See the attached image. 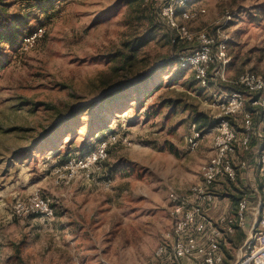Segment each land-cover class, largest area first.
Listing matches in <instances>:
<instances>
[{
    "label": "rangeland",
    "instance_id": "rangeland-1",
    "mask_svg": "<svg viewBox=\"0 0 264 264\" xmlns=\"http://www.w3.org/2000/svg\"><path fill=\"white\" fill-rule=\"evenodd\" d=\"M169 3L192 39L173 42L181 29L161 13ZM0 8L5 25L21 15L23 31L44 28L33 44L0 43V264H164L156 252L173 225L170 193L188 198L201 180L231 81L264 76V0H159L152 9L142 0H0ZM199 33L227 37L230 82L213 64L202 85L176 62ZM250 107L231 119L240 136ZM192 123L204 131L195 150L186 143ZM101 136L106 159L64 178L58 169ZM35 194L50 199L52 219L14 212Z\"/></svg>",
    "mask_w": 264,
    "mask_h": 264
},
{
    "label": "built area",
    "instance_id": "built-area-1",
    "mask_svg": "<svg viewBox=\"0 0 264 264\" xmlns=\"http://www.w3.org/2000/svg\"><path fill=\"white\" fill-rule=\"evenodd\" d=\"M144 1L147 4L154 5L159 0ZM192 1L178 0V5L188 6ZM161 10L163 17H167L170 26L179 29L180 27L176 23L178 9L174 8L172 3H169L168 5H164ZM180 11L181 15L189 17L188 13L190 11H183V9H180ZM228 18L231 17L228 16ZM180 29V35L175 39L173 38V42L176 39H192L184 27ZM43 33L44 28L37 27L31 34L23 37V41L27 44H33ZM197 40L199 44L188 55L180 57L179 66L192 70L199 83L206 85L210 78V66L213 64L218 65V69L216 70L217 75L222 80L230 82L225 77L226 67L231 60L228 52L227 37L216 40L206 33H199ZM231 82L234 85L242 87L244 90L229 92L217 107L215 124L209 129V131L213 132L215 153L201 166V181L191 187L189 195L191 198H184L174 192L170 193L173 225L168 233H166L164 242L157 250V255L164 254L168 246L172 245L173 255L176 258L193 257L199 254L202 256L204 264H227L219 252L221 240L225 234L232 233L236 226H245L246 210L248 208L246 197L240 199L238 210L234 215H222L217 218L215 223L208 221V230H206L203 223H198L199 220H207L201 203H211L216 199L217 195L213 188L216 181L224 175L230 179H235L237 176L232 155L236 150L238 133L231 119L243 111L248 101L251 107L258 109L260 112L261 121L259 128L261 136L264 139V76L248 71L241 73ZM254 126L252 112L246 111L243 115L241 138V143L245 149L249 146ZM203 135L204 131L196 123H192L186 136L188 147L191 150L197 149L203 139ZM116 138L113 135L112 139L116 140ZM109 142V139H103L88 155L76 157L64 167L58 169V171H64V178L69 180L74 178L80 170H89L106 159ZM256 163L260 174L264 178V148L258 154ZM242 165L245 166V163H242ZM192 198L196 201L195 203L192 201ZM260 205L261 209L256 217L255 226L252 228L233 264H264V186L261 190ZM14 212L20 216L37 214L45 219H52L54 217V208L50 199L40 194H35L27 199L17 200L14 205ZM192 229L195 231V234H188Z\"/></svg>",
    "mask_w": 264,
    "mask_h": 264
},
{
    "label": "crops",
    "instance_id": "crops-1",
    "mask_svg": "<svg viewBox=\"0 0 264 264\" xmlns=\"http://www.w3.org/2000/svg\"><path fill=\"white\" fill-rule=\"evenodd\" d=\"M254 110H249L253 114L255 125L254 131L251 134L249 146L245 149L241 143L242 135H238L236 150L232 155L234 165L237 170L236 178L230 179L227 176L229 180H225L226 177H220L213 187L217 190V193L220 194V197L216 196V199L211 203H201L207 220H199L198 223H203L206 230H208V221L215 223L217 218L222 215H234V213L238 210V203L240 199L246 197L248 201L245 226H236L232 233L225 234L221 240L219 252L222 254L223 259L227 264H233L236 261L240 249L244 245L252 228L255 226L256 217L261 209L260 200L261 190L264 186V178L259 172L256 159L260 151L264 148V139L261 136L259 128V123L261 121L260 112L256 108H254ZM211 144L212 147H208L206 150L208 151V154H210V157H212L215 153L213 140L212 142L209 141L207 145L211 146ZM242 163H245V166L242 165ZM231 189L234 190L228 191ZM188 197L191 198L189 195ZM192 201L194 203L196 202L193 198ZM188 234L194 235L195 231L192 229L188 232ZM246 235L247 237L245 239ZM232 249L235 250L232 251ZM157 256L158 260L164 264H204L202 256L199 254L193 257H174L172 245L168 246L167 251L164 254Z\"/></svg>",
    "mask_w": 264,
    "mask_h": 264
},
{
    "label": "trees",
    "instance_id": "trees-1",
    "mask_svg": "<svg viewBox=\"0 0 264 264\" xmlns=\"http://www.w3.org/2000/svg\"><path fill=\"white\" fill-rule=\"evenodd\" d=\"M142 1L145 3L144 0H142ZM192 2H190V5L192 4ZM145 4H147V3H145ZM147 6H149L150 8L154 7L153 4H147ZM156 14H158V13L156 12ZM20 18H21V15H15L12 18V23L9 24L10 18L7 17L6 20H8V23H7V25H5L6 24L4 22L5 19H3L2 10L0 8V43L7 42L8 44H10V46L15 47L20 43L19 40H21V38H23V37H25V36H27L33 32V31H31V29H28L27 31H23V29L20 28V26L23 24V22L20 21ZM179 42H181V41L177 40L174 43H179ZM194 48L195 47H193L192 45L190 47L185 45V47L180 49V51L182 53L180 52L179 54H177L175 56V60L178 63V65H179L180 57L188 55ZM3 63H4V60L0 59V68L3 67ZM149 78H151L150 75L140 78L138 80V83H136V85H134V87H133L134 92H137L139 95L142 94L143 88L148 86L147 81ZM230 88H231V90L243 91L242 87L237 86V85H233ZM101 107H103V106H101ZM249 110H254V108L250 107ZM104 138H105V136H101L99 138V142Z\"/></svg>",
    "mask_w": 264,
    "mask_h": 264
}]
</instances>
